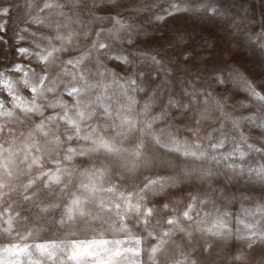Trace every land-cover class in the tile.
I'll return each instance as SVG.
<instances>
[{
	"label": "snow or ice",
	"instance_id": "obj_1",
	"mask_svg": "<svg viewBox=\"0 0 264 264\" xmlns=\"http://www.w3.org/2000/svg\"><path fill=\"white\" fill-rule=\"evenodd\" d=\"M80 2L28 0L29 6L39 13L32 17V22L43 27L33 33L38 49L35 53L25 47L18 51L33 55L39 71L30 73L17 63L16 73H23L18 79L9 80L0 72V95L6 91L15 101L14 110H9L6 106L9 97L0 100V117L3 118L0 119V134L8 130L10 136L9 143L0 142V240L15 233V240L0 249L11 259L0 257V264H20L22 255L29 258L30 264H42L39 258H33L30 248L48 260L57 258V252L62 253L75 264H192L189 241L195 239V233L219 239L254 240L259 237L264 241V199L254 208L241 207L243 216L250 218L245 222L238 214L233 218L228 210L205 211L212 201L199 191L176 189L173 192L181 177L148 176L129 186L118 179H110L112 172L107 164L91 162L94 157L111 158L127 153L126 172L129 176L137 175L142 156L140 145L137 143L129 150L125 147L127 137L137 128L139 115L151 111L158 93L148 96L136 111L137 97L132 92H144L145 86L138 79L143 73L129 71L121 78L100 65L109 48L102 37L103 30L95 28L92 33L95 39L85 41L72 27L82 23L80 18L63 11L65 5L70 12L77 10ZM45 9L47 15H40ZM0 12L7 14L8 9H0ZM113 23L109 33L117 38L126 25L116 18ZM44 28L49 34H40ZM3 29L4 25L0 24V32ZM83 36L88 33L83 32ZM82 45L85 46L83 51L80 50ZM259 46L264 48V37L259 39ZM0 55H3L2 46ZM112 58L121 65L130 62L128 55L123 53ZM140 61L157 65L160 71L153 74L158 78L166 75L160 58L145 52L137 62ZM92 68H97L95 74ZM213 74L223 82L219 70ZM228 75L233 88L242 92L260 111L249 110L247 115L236 117L216 100V107L230 133L222 135L206 130L205 135L212 137L207 148L215 155L201 149L198 140L181 142L170 131H149L156 120L167 116L163 110L151 121L145 120L143 130L148 132L152 143L168 152L191 160H223L225 167L235 175L247 171L264 184V81H259L258 87L256 78L249 79L238 69ZM19 90L27 92L28 96H21ZM184 94L189 100L180 102L183 108H188L191 102L210 98L201 86L186 89ZM240 104L249 107L244 101ZM168 105H177L174 96L168 97ZM201 119L206 120L207 113H201ZM17 124L21 129L19 147L12 136ZM232 135L238 140L228 147ZM257 153L261 154L262 163L246 169L244 165ZM195 171L184 169L182 179H191ZM210 175V169L199 170L201 179ZM165 193H171V199L162 195ZM227 199L243 204L250 197L238 193ZM21 204L23 208L18 207ZM27 208L33 210L29 215H25ZM257 215L259 219L252 222L251 218ZM232 224L242 225L247 231L240 233ZM47 225H58L68 235L74 234L72 229L96 232L99 228L101 238L29 245V239L41 238ZM130 225H139L140 234L132 235ZM109 231L126 233L134 239L135 246L122 248L123 240L104 239L103 232ZM142 240L150 241L148 247H139Z\"/></svg>",
	"mask_w": 264,
	"mask_h": 264
},
{
	"label": "clouds",
	"instance_id": "obj_2",
	"mask_svg": "<svg viewBox=\"0 0 264 264\" xmlns=\"http://www.w3.org/2000/svg\"><path fill=\"white\" fill-rule=\"evenodd\" d=\"M30 8L35 11L34 7ZM71 16L80 18L82 23L72 27L85 41L92 38L95 28L103 30L102 37L109 48L103 54L100 65L111 69L108 65L114 61L112 56L123 53L128 55L130 62L123 65L121 71L125 75L129 71L132 74L143 73L139 78L145 86L144 92H132L137 97L136 111L148 96L158 93L151 111L139 115L137 128L127 137L125 147L129 150L137 143L140 145L142 156L138 161L137 175L129 176L126 172L127 153L111 158L94 157L91 162L107 164L112 172L110 179H118L129 186L138 184L148 176L181 177L173 192L176 189L199 191L212 201L208 206L213 212L215 208L227 210L229 205L237 202L240 207L254 208L264 199V184L257 182L254 175H249L247 171L235 175L225 167L226 162L223 160H191L168 152L152 143L148 132L143 130L144 121H151L155 114L163 110L167 116L156 120L149 131H170L181 142L190 140L194 143L198 140L201 149L215 155L212 149L207 148L212 137L205 135L206 130L211 129L214 134L230 133L216 107V100L220 101L225 111L232 114L253 109L260 111L250 100L247 102L248 108L241 106L240 91L233 88L228 74L238 69L245 76L256 78L258 87L259 81H264L259 79L260 73L256 71L264 69V48L259 46V39L264 37V0H81L80 7L72 11ZM113 18L126 25L117 38L111 37L109 33V29L114 27ZM85 31L88 36H83ZM205 33L208 37H214L211 47L207 44ZM84 47L82 45L80 50L83 51ZM145 52L160 58L167 70L166 75L161 74L162 79L153 74L160 71L157 65L137 62ZM217 70L223 74V82L218 81L213 74ZM91 71L95 74L97 68ZM197 85L203 87L210 98L202 99L199 103L191 102L188 108L180 107V102L189 100L184 94L185 90ZM169 96L176 98V106L168 105ZM201 113H207L206 120L201 119ZM189 133L191 138L187 135ZM12 136L19 147L21 129L18 124ZM237 140L238 137L232 135L228 147H232ZM9 141V132L5 130L0 134V142L7 144ZM260 155L253 154L244 167L247 169L260 165ZM202 168L210 169L211 175L201 179L199 170ZM184 169L196 170L191 179H182ZM238 193H244L250 199L243 204L239 200L229 202L227 198ZM162 195L171 199V193ZM251 219L255 222L259 215ZM228 221L232 223L231 216ZM236 230L240 233L247 231L240 225H237ZM194 235L195 239L189 241L192 264H264V241L259 237L237 240L233 237L219 239L201 236L200 233Z\"/></svg>",
	"mask_w": 264,
	"mask_h": 264
},
{
	"label": "rangeland",
	"instance_id": "obj_3",
	"mask_svg": "<svg viewBox=\"0 0 264 264\" xmlns=\"http://www.w3.org/2000/svg\"><path fill=\"white\" fill-rule=\"evenodd\" d=\"M63 3V0H60ZM42 7V5H41ZM7 8V14H3L0 12V24L4 25V29L0 32V46L3 49V55H0V72L4 73L5 76L9 80H16L19 76H22L23 73L17 74L15 71V65L17 63H21L24 65L25 69L28 70L30 73L32 71H39V67L37 66V61L33 55L30 54H21L18 49L20 47H25L29 49L30 53H35L38 49L36 48L35 42L33 40V33L37 32V29H41L43 26L40 24H35L32 22V17L36 15L37 10L33 11L28 4V0H0V9ZM63 11L71 15L69 8L67 5L64 6ZM48 10L45 9L43 13L40 15H47ZM40 34L47 35L48 29L44 28L43 32ZM207 40V44L209 47L212 46L214 37H208L207 33L204 34ZM217 35H220L217 33ZM24 37L21 39L20 37ZM91 39H95L93 35ZM90 42V41H89ZM203 42V41H202ZM80 50L77 51V54ZM159 58V57H158ZM31 60L29 64L28 61ZM109 68H111L115 72H119L120 76H124L125 73L121 71L123 65H121L118 61H111L109 62ZM259 75V79L264 80V69L256 70ZM255 74V73H254ZM140 79V78H138ZM159 79H162L160 77ZM249 79H253L251 76ZM187 86V85H186ZM200 87V85H197ZM211 91V89H208ZM19 94L21 96H28L27 92L23 90H19ZM5 97H9V94L5 91L3 95H0V100H3ZM30 98V97H29ZM240 100L247 103V99L245 95L240 92ZM15 101L9 97L6 102L7 109L14 110ZM252 111H255L254 109ZM247 115L248 111H243L242 113H233V115ZM0 119H3L0 117ZM206 134V133H205ZM189 138H191L190 133L187 134ZM79 159V158H78ZM178 198V197H177ZM13 207H17V205H13ZM18 207L23 208L24 205L21 204ZM223 210V209H222ZM227 210L233 214V218L238 214L241 218L245 219V222H248L250 218L244 217L243 213L241 212L240 204L237 202L235 204L229 205ZM205 211H213L211 207L208 206ZM33 212L31 208H27L25 210V215H29ZM97 224L99 222H96ZM233 228H236L237 225L232 224ZM242 227V225H240ZM139 225H130V231L132 235H139ZM74 234L68 235L62 229L59 228L58 225H47L46 229L43 233H41V238H38L36 241L29 239L27 243L32 245L34 242H41V243H48V242H56L60 243L61 241L68 242L71 240H88L92 238H101V229L97 228L96 232L92 231H78L76 229L71 230ZM103 238L108 240L113 239H121L124 243L121 245L122 248L124 247H133L135 246L134 239L130 238L129 235L123 232H103ZM15 240V233L11 237L4 238L0 240V249L4 246L8 245L10 242ZM18 243H24V241H15ZM150 241L142 240L141 245L139 246L141 249L148 247ZM179 243V241H177ZM63 246V245H62ZM32 252L33 258H39L42 261V264H75V261L67 260L66 256L62 253L57 252V258L54 260H48L46 257H42L39 255L38 252L34 248H30ZM66 251H68L66 249ZM129 257L132 256V253L127 254ZM0 257L11 259L8 255L2 251H0ZM194 258V254H193ZM143 259V257H141ZM20 264H30L29 258L26 256L20 257ZM126 264V262H125Z\"/></svg>",
	"mask_w": 264,
	"mask_h": 264
}]
</instances>
